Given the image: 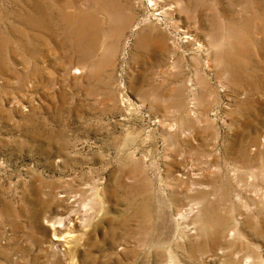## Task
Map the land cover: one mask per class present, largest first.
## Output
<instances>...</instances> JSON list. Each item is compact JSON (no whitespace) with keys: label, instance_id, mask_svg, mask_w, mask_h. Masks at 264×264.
I'll return each instance as SVG.
<instances>
[{"label":"rangeland","instance_id":"374dc122","mask_svg":"<svg viewBox=\"0 0 264 264\" xmlns=\"http://www.w3.org/2000/svg\"><path fill=\"white\" fill-rule=\"evenodd\" d=\"M0 264H264V0H0Z\"/></svg>","mask_w":264,"mask_h":264},{"label":"bare ground","instance_id":"6f19581e","mask_svg":"<svg viewBox=\"0 0 264 264\" xmlns=\"http://www.w3.org/2000/svg\"><path fill=\"white\" fill-rule=\"evenodd\" d=\"M66 17H67V21L68 22H71V16H68V15H66ZM70 18V19H69ZM74 35H75V37L73 38V40L76 42L77 40H78V38L80 37V27L78 28V29H76V31L74 32ZM189 39H191L190 38V36H189ZM190 231V230H189ZM188 231V232H189Z\"/></svg>","mask_w":264,"mask_h":264}]
</instances>
